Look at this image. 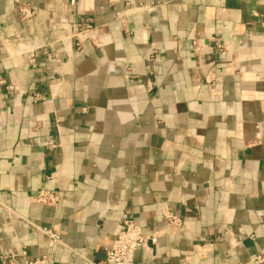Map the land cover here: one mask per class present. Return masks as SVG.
Segmentation results:
<instances>
[{
  "label": "crops",
  "instance_id": "1",
  "mask_svg": "<svg viewBox=\"0 0 264 264\" xmlns=\"http://www.w3.org/2000/svg\"><path fill=\"white\" fill-rule=\"evenodd\" d=\"M69 1L0 0V264H264V0Z\"/></svg>",
  "mask_w": 264,
  "mask_h": 264
},
{
  "label": "built area",
  "instance_id": "2",
  "mask_svg": "<svg viewBox=\"0 0 264 264\" xmlns=\"http://www.w3.org/2000/svg\"><path fill=\"white\" fill-rule=\"evenodd\" d=\"M77 0H70L69 4L74 5ZM19 4L18 1H16ZM19 17L22 20L30 19L34 17L35 12L27 4L25 7L18 9ZM221 48V45H218ZM44 146L48 149H54L57 144L48 140L44 143ZM35 201L43 205L56 207L60 202V193L58 191L43 190L36 196ZM164 220L166 226L169 228H179L182 225V220L171 212H164ZM40 229V228H39ZM44 231L45 229H41ZM49 238V246L55 243H60V239L57 235H54L50 231H44ZM152 237L146 236L142 233L139 225L135 223L132 218H125L122 221V227L115 235L111 244L105 248V257L101 261H89L90 264H133L135 253L146 247L148 241ZM25 252L22 250L20 256L24 257ZM12 252L1 255V259L6 264H65V263H53L49 260L48 255H40L35 258H22L20 259ZM253 260L257 263H264V248L259 250Z\"/></svg>",
  "mask_w": 264,
  "mask_h": 264
}]
</instances>
